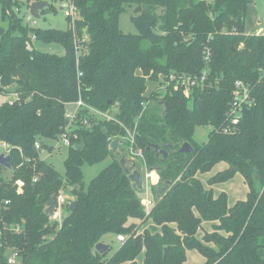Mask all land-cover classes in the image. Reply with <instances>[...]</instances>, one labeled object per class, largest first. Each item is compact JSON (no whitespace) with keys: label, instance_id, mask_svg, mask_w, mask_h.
Segmentation results:
<instances>
[{"label":"trees","instance_id":"1","mask_svg":"<svg viewBox=\"0 0 264 264\" xmlns=\"http://www.w3.org/2000/svg\"><path fill=\"white\" fill-rule=\"evenodd\" d=\"M36 1L47 2L42 14L54 9L52 2L63 0H25V7ZM69 1L79 12L76 38L84 39L78 65L69 27L27 26L14 12L16 0H0L1 17L8 24L0 40V94L8 95L11 87L17 97L0 103V143L11 148L10 169L0 165V201H9L5 223L22 225L20 234L6 232V238L22 254L23 264H137L141 254L142 264H185L189 250H196L203 264H264L259 254L264 249V76L259 71L264 70V35L245 34L248 5L254 0ZM131 8L135 34L119 28L120 15ZM30 34L35 41L61 45L64 54L27 50ZM204 46L210 61L203 89H195L190 98L169 90L161 100L165 106L154 94L144 95L146 80L155 82L170 72L200 73ZM236 79L250 83L254 105L245 109L235 133L211 130L207 142L197 145L192 140L197 126L225 124ZM79 98L101 112L116 105L115 118L127 127L140 116L136 147L147 168L159 167L152 189L156 193L170 182L153 199L148 215L141 191L132 188L120 166L121 155L108 149L113 132L122 137L124 131L113 122L90 118L83 109L66 132L65 105ZM142 102H147L143 112ZM63 133L74 143L68 148L64 178L34 150L36 141L58 140ZM150 134L160 146L170 144L173 150L186 142L193 151L160 161L153 150L146 151L154 143ZM81 141L84 148L78 151ZM110 155L111 163L84 190L82 164ZM217 163L226 168L210 177L208 185L227 181L235 171L247 188L245 198L231 206L225 192L214 195L197 178ZM19 180L21 193L16 191ZM68 187L76 205L66 207L61 223L53 222L45 209ZM203 222L212 223L211 230L199 237ZM108 234L125 237L109 257V251L100 255L94 249ZM0 264H6L3 254Z\"/></svg>","mask_w":264,"mask_h":264},{"label":"built area","instance_id":"2","mask_svg":"<svg viewBox=\"0 0 264 264\" xmlns=\"http://www.w3.org/2000/svg\"><path fill=\"white\" fill-rule=\"evenodd\" d=\"M60 6L64 16L69 19L68 27L73 35L74 55H75L76 65H78V60L82 53L81 41L83 42L84 40V39H82L81 41L78 40L76 38V33H75V21L79 19V12L69 0L61 1ZM23 22L27 26L36 27V19L32 17V15L29 13V10L23 13ZM34 41H35V35L30 34L29 38L25 42V48L27 50H32ZM203 55H204L203 61L205 63V66L200 73L192 75L186 73L170 72L168 75L159 76V78L155 82H153L154 87L149 95L154 94L156 98L159 101H161L169 90H174L182 93L183 96H185L186 98H190L195 89L197 88L203 89L204 82L209 73L207 64L210 61V50L207 46H204L203 48ZM259 71L264 76V70L259 69ZM81 75L82 73L78 71L77 76L80 77ZM13 96H14L13 99L8 100L9 103H12V101L17 99L15 95ZM254 103H255V99L252 96V86L250 85V83L245 82L244 80L241 79L234 80L233 88L231 92V100L228 103L225 124L219 128L212 127L211 130H216L218 132L220 131L223 134L235 133L236 128L240 122V119L245 109L252 107ZM70 104L74 107L73 109L74 111H70L68 109L65 110V118L68 124L65 130H67L68 127L72 124V121L74 122L80 111H82L83 109L86 110L88 109L89 112H91L90 113L91 118L113 122L122 131H124V134L121 138L123 139V142L127 144V150L131 155L130 156L131 159L134 162H136V159L139 158L141 161V168L143 167V169L145 170V174L143 176V180L145 182L143 183L145 191L143 192L141 204L144 207L145 214L148 215L151 206L153 204L152 200L148 196V185L152 184L151 181L153 179L152 178L153 172H150L149 169L147 168L144 161L142 150L136 147V136H137L136 126L140 116H138V118L136 119L133 127H127L117 118L110 116L105 112H101L87 106L82 101L81 98L77 99L75 102L68 103L66 106H69ZM141 106L143 112L147 106V102L144 103L142 102ZM92 114L95 115V117L92 116ZM83 124L85 126H88L86 120H83ZM58 140L66 148L74 147L73 141L71 140L70 136H68L66 133H63ZM1 147L3 148V155L7 156L11 149L10 146L5 143H1ZM41 149H43V146H41L40 142L36 141L34 143V150L40 151ZM136 163L138 164V162ZM36 180L37 179L34 178L33 182H36ZM23 186L24 184L21 180L16 181L17 193L22 192ZM54 201H55V209L54 212L52 213L53 219L59 216L58 209L66 208L70 204L68 198L62 193V191L58 193ZM8 205H9L8 200L0 201V254L4 255L6 264H23L22 254L16 247L11 245L6 238V232H8L9 234L18 235L22 231L21 224L9 225L6 224L5 221L3 220L2 215L7 210ZM117 240L120 243H123L125 241V237L122 235H118Z\"/></svg>","mask_w":264,"mask_h":264},{"label":"rangeland","instance_id":"3","mask_svg":"<svg viewBox=\"0 0 264 264\" xmlns=\"http://www.w3.org/2000/svg\"><path fill=\"white\" fill-rule=\"evenodd\" d=\"M18 2V6L14 8V12L16 15L22 18L23 20V13L27 10H29V7H25V0H16ZM52 5L54 9L49 10L47 9L44 13H40V17L36 19V27L38 28H51L58 31H66L68 29L69 23L67 18L64 16L63 11L61 10V2L56 1L52 2ZM133 8L130 10H127L126 12L122 13L119 17V28L123 33H131L135 34L136 29L130 22V17L133 15L132 13ZM258 13L256 10V7L254 3L250 4L247 9V14L245 18V32L251 35H254L255 31L260 28ZM7 21L3 20L1 17V6H0V29L5 31L7 29ZM83 36L86 38L85 30L82 31ZM264 32V31H263ZM1 40V36H0ZM33 47L37 49L40 52L43 53H49V54H55L57 56H61L64 54V49L61 45L56 43H43L40 41H34ZM154 87V83L146 80V90L144 95L149 96L151 90ZM14 97L10 95L7 96L5 94H0V103L8 101L13 99ZM67 105V104H66ZM65 105V110L74 111V107L70 104L69 106ZM88 110V109H87ZM119 112V109L116 105L111 106L105 113H107L110 116L115 117ZM91 112H87V116L90 115ZM92 116L95 117V115L92 114ZM91 118V115H90ZM75 120L72 121V124L69 126V130L67 129L66 132H71V130L75 127ZM211 132L210 126H197L194 129L192 140L199 146L205 144L208 140L209 134ZM76 135H73L72 139L74 141L77 139ZM122 143L118 144L117 150L113 152L115 156H125V158L128 160V166L130 165L131 161L134 162L131 159V155L129 154L127 150V145L123 142V139L121 137H118ZM110 140H113L111 137ZM77 141V140H76ZM44 144L47 146V148H43L40 151H38L39 158L43 161H45L47 164H50L54 167V169L64 178L65 173V167L64 163L67 158L68 154V148L62 145V143L59 140H46ZM3 154V148L1 147L0 143V155ZM112 161V156L106 157L104 160L88 164L84 163L81 166L82 171V184L83 189L85 190L90 181L96 177L103 169H105ZM138 162V164L136 163ZM136 164L139 166V171L144 176L145 170L143 167L141 168V161L139 158L136 159ZM226 168V165L224 163H217L210 171L206 173H199L197 174V178L203 183V185L206 188L212 189L214 195H217L219 192L223 191L226 193L227 196V203L228 205H233L236 201L244 199V194L246 191V186L243 183L242 177L240 174L233 172V176L228 179L227 181H224L222 183L208 185L207 180L212 177L214 174H216L218 171ZM149 169V168H148ZM155 173V172H154ZM3 174L9 175L8 170H4ZM143 183L144 180H143ZM154 188V187H153ZM245 188V190H244ZM71 189L65 188L62 189V193L68 198L69 202H72L74 197L70 193ZM145 191L144 185H142L141 190V196H143V192ZM157 192H154V189H152V186L148 185V196L153 199L157 197ZM59 216L55 219H53V216L50 217V220L53 222L61 223L63 217H65L67 211L66 208L58 209ZM205 227V226H204ZM204 231H210L207 227L204 228ZM203 231H199L198 236L201 237L203 235ZM117 237L112 234H108L102 238V240L106 243H108L111 246V250L108 253V257L113 254L115 250H117L120 247V242L116 239ZM120 243V244H119ZM186 263L185 264H200L202 262V256L196 251V250H189L186 252ZM143 261V254H141L137 260V264H142Z\"/></svg>","mask_w":264,"mask_h":264},{"label":"water","instance_id":"4","mask_svg":"<svg viewBox=\"0 0 264 264\" xmlns=\"http://www.w3.org/2000/svg\"><path fill=\"white\" fill-rule=\"evenodd\" d=\"M254 5L256 7L259 20H260V25L261 28L264 30V0H254ZM47 6L46 1H36L32 2L29 6V13L32 15L33 18L38 19L40 17V12ZM3 30L0 29V36L3 34ZM6 92L8 95H13L14 94V89L13 88H7ZM110 102H108L109 104ZM159 105L165 106V102H158ZM101 131L105 132V134H109L107 129L105 127L101 128ZM138 136V135H137ZM150 138L154 140V143H148L146 146V151L153 150L155 153L156 157H161L160 161H163L168 157L169 154L179 152V153H190L193 151L192 147L188 143H183L179 149H174L171 150L170 152L167 151V148H170V144H165L163 146H160L158 138L154 134L149 135ZM113 140L109 143L108 149L113 153L117 150L118 144H121L122 141L118 138L117 132H113L112 134ZM41 146L44 145V142H40ZM84 148V142L81 141L79 145L75 146V149L78 151H82ZM119 163L120 166L122 167L124 173L128 176V179L130 180L132 184V188L137 191L142 190V185H143V176L139 171V166L135 163L132 162L128 166V160L125 158V156H121L119 158ZM0 165L7 168L8 170L10 169L9 165V156H4L3 154L0 155ZM159 167H150L149 171L150 172H156L158 171ZM234 170V169H233ZM170 184L169 181H166L163 186L160 189H157V197L160 196V194L164 193ZM76 205L75 201H72L69 204V209H72ZM55 209V201L52 198L50 200L49 205L45 209V214L48 217L52 216V213L54 212ZM94 249L96 253L102 255L106 253L109 249V246L99 242L94 246Z\"/></svg>","mask_w":264,"mask_h":264},{"label":"crops","instance_id":"5","mask_svg":"<svg viewBox=\"0 0 264 264\" xmlns=\"http://www.w3.org/2000/svg\"><path fill=\"white\" fill-rule=\"evenodd\" d=\"M254 3V2H253ZM248 6H250V5H248ZM259 18V17H258ZM259 23H260V20H259ZM264 30L261 28V25H260V28H258L256 31H255V33H254V35H264V32H263ZM245 34L246 35H251V34H248V33H246L245 32ZM7 96H9V95H7ZM10 98H11V95H10ZM152 181H151V183L152 184H149L150 186H152V187H155L156 185H157V183H158V175L156 174V172L154 173H152ZM244 190H245V188H244ZM246 191H247V188H246ZM246 191H245V194H244V198H245V195H246ZM151 200H152V198H151V196L149 197ZM211 225H212V223H210V222H203V224H202V230H200V231H203L204 232V228L205 227H207L208 229H210L211 230ZM205 226V227H204ZM142 230V229H141ZM141 230H140V232H141ZM117 239V238H116ZM102 243H104V244H106V245H108L109 246V249H108V251L110 252V250H111V246L108 244V243H106V242H104L103 240L101 241ZM120 244V243H119ZM121 245V244H120ZM114 253V252H113ZM259 254L261 255V257H263L264 258V249H261V250H259ZM139 258V257H138ZM138 260V259H137ZM204 258L202 257V262L200 263V264H203L204 263ZM143 262V261H142ZM124 264H127V263H124Z\"/></svg>","mask_w":264,"mask_h":264},{"label":"flooded vegetation","instance_id":"6","mask_svg":"<svg viewBox=\"0 0 264 264\" xmlns=\"http://www.w3.org/2000/svg\"><path fill=\"white\" fill-rule=\"evenodd\" d=\"M159 102H162V101H159ZM181 145H182V144H181ZM181 145H180V146H181ZM179 148H180V147H179ZM179 148H178V149H179ZM168 150H169V151H171V150H172V148L170 147V148H168ZM173 150H174V149H173Z\"/></svg>","mask_w":264,"mask_h":264}]
</instances>
